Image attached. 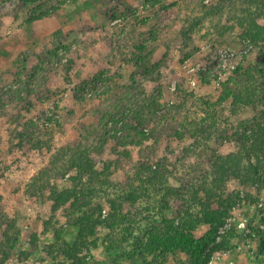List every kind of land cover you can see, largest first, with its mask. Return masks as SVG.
Segmentation results:
<instances>
[{
	"label": "rangeland",
	"instance_id": "374dc122",
	"mask_svg": "<svg viewBox=\"0 0 264 264\" xmlns=\"http://www.w3.org/2000/svg\"><path fill=\"white\" fill-rule=\"evenodd\" d=\"M19 1L0 3V215L14 220L0 226V264L69 262L60 244L76 241L79 212L70 204L54 209L53 201L40 200L38 195L51 186L60 191L71 186V173L57 177L53 169L63 166L76 146H80L78 151H90L99 170L110 164L107 179L112 188L96 187L95 204L102 206V211L95 215L102 219L109 215L108 199L121 202L120 212L129 214L124 226L113 231L101 226L97 235L88 238L89 246L81 255L90 264H189L188 257L179 251L161 254L159 250H144V244L156 248L146 229L153 222L163 225L167 220H175L167 224L176 229L190 212L199 220L207 201L213 209L228 210L219 237L231 231L234 236L233 249L210 254L207 264H264V180L257 176L256 181L246 183L228 177L222 188L216 189L209 161L218 154L238 153L241 148L234 139L235 128L254 116L251 110L235 115L230 102L219 101V87L238 65L264 67V43L250 44L239 23L251 13L264 24V0H122V4L119 0H41L33 9L17 8ZM82 4L89 5L86 12L73 15ZM118 5L122 13L132 8L134 15L113 19L112 9ZM56 8L53 16L29 23ZM163 13L166 18L158 17ZM196 17L203 21L190 29L192 39L187 42L184 34L192 22H198ZM158 24L159 40L151 43L157 49L152 60L160 64L156 73L146 78L139 67L125 65L121 57L113 58L110 37L125 30L132 39H142L143 33L155 31ZM58 30L66 36V47L54 57L49 52H53ZM109 60H115L114 64ZM23 64L33 76V93L24 95L25 100L12 92L21 90ZM105 68H111L114 75L110 98L138 74L136 90L143 101L161 96L159 112L180 107L187 120L182 124L192 131L200 127L204 135L200 132L181 139L175 133H183L181 122L156 128L157 123L150 121L144 132L148 136L152 126L154 136L142 145L128 147L135 163L128 162L123 169L116 162L123 147L116 139L103 138L108 130L114 133L116 126L109 122L93 135L95 129L89 126L97 125L99 119L90 110L99 103L93 98L82 101L79 97L83 94L77 91L89 81V92L104 90L107 81L94 76ZM214 74L219 75L216 82H202L201 78ZM184 76L183 89L192 94L188 99L177 93V84ZM210 128L213 131L206 134ZM144 162L154 169L162 170L163 166L168 185L148 186L152 173L142 168ZM208 230L207 224L199 223L196 235L203 236ZM239 235L240 241L236 238ZM33 236H37L35 245Z\"/></svg>",
	"mask_w": 264,
	"mask_h": 264
},
{
	"label": "trees",
	"instance_id": "16d2710c",
	"mask_svg": "<svg viewBox=\"0 0 264 264\" xmlns=\"http://www.w3.org/2000/svg\"><path fill=\"white\" fill-rule=\"evenodd\" d=\"M4 1L5 0H0V3ZM40 1L41 0H20L17 8L33 9L38 6ZM86 1L87 3L90 2L89 0ZM118 3L122 4V0H119ZM192 3H194V1H192ZM190 5L191 4L187 5V9H189ZM194 5V8L198 7L196 4ZM119 6L120 5L115 6L112 9V13L114 14L112 16L113 19L120 18L121 16L129 17L134 15L133 10H130L132 8H128L127 13H122ZM88 7L89 5L87 4L77 6L73 15H83ZM203 7L207 8L206 6ZM57 9L58 8L43 13L41 16H36L31 21L29 20V23L33 21L37 23L44 18L53 16ZM248 14L247 17L239 19V23L244 29V39L248 40L252 45L259 46L260 43H264V24L259 23L254 14ZM158 17L166 18L164 13L162 16L160 15ZM196 19L198 22L196 24L192 22L190 28H188L184 34L187 42H189L188 39H192L190 36V29L192 27L195 28V25L203 21L201 17H196ZM160 27L161 26L158 24L155 31L150 30V32L143 33L141 35L142 39H132L125 30L116 33V35L109 39L107 38L109 42L113 43V51H115L113 58L118 59V57H121V61H123L125 65L139 67L142 76L146 78L150 77V75L156 73L160 67L159 62H153L152 60V56L156 54L157 49L152 47L151 44L153 41H156V43L158 42V32L161 30L159 29ZM55 37H57V41L54 43L53 52L50 51L49 55L53 54L54 57H57V51L66 47L64 45L66 36L63 35L61 30H58L55 32ZM21 57L26 59L24 55H21ZM47 58L51 61L50 57L47 56ZM114 61L109 60V62L113 64ZM262 64L264 65V59ZM20 70L24 77L20 82L21 90H13L12 92L14 96L16 95V98H23L25 100L24 95L33 93L30 88L33 76L28 73V68L25 64L20 66ZM232 71L233 73L226 77L220 84L219 101L230 102L232 112L235 115L242 112V110H251L254 116L250 119L242 120L235 128L236 136H234V139L235 141L238 140L239 147L241 148L238 153L218 154L215 158H210V167L214 177L213 184L216 189L222 188L228 177H236L246 183L256 181L255 179L257 176L259 180H264V67L258 69L255 66L245 68L243 65H238ZM106 75L107 77L104 79L103 77ZM137 75L138 74L131 76L130 85L127 84L121 87L114 98H110L112 95L111 93L114 91V75L111 68L100 70L94 76L95 80L107 81L108 83L106 84V88L101 90V92L94 94L92 90L89 92L88 87H92L90 81L83 83L77 88V91L81 90L83 94V97H79V99L87 101L93 98L94 100L97 99V103H99L90 110L91 115L99 119L97 125L92 123L91 126H89V128L95 129L94 132H92L93 135L96 134L98 129L101 128L102 130L109 122H113L116 126L114 133L108 130L103 138L107 141L108 139H116L119 145L123 147L124 151L121 157H118L116 161L123 169H125L128 162H134V158L131 156L128 147L142 145L146 140L154 136L152 126L148 136L144 132V130L148 128L150 121L157 123L156 128H162L164 125L168 124L171 126L174 121L177 123L181 122V125L185 128L183 133L178 134V132H175L181 139L195 137L198 133L205 132L200 129V127L197 128L198 131H192V128H189L186 123L182 124V122L187 120L183 117L180 107L176 108L175 106H171L168 107L166 112H159L161 108L159 98H161V96L153 100L147 98L143 101V97L139 90H136L138 87V82L136 81ZM218 76V74H214L211 77L207 76L206 79L201 78V80L202 82L211 84L218 80ZM185 84L186 79L184 76V79L177 84V93L182 95L183 98H189L192 94L188 95L183 89L186 86ZM173 94H176V92ZM111 108L113 110H111ZM120 123L121 125H119ZM186 128L187 131H185ZM174 130L176 131L177 129L175 128ZM209 131L211 132L213 130L210 128L206 131V134ZM118 132L121 133L118 134ZM202 135L204 134L202 133ZM79 147L80 146L72 147L69 159L63 161V166L59 168L54 167L53 169L56 170L54 174L57 177H64L66 173H71V177L69 178L71 186L61 191L56 186H51L49 188L50 190L48 188L44 189L40 195H38L40 200L43 198L45 201H53L55 204L54 209L70 204L79 212L76 221L80 225V231L76 241L73 245L67 242L60 244L61 250L64 251L69 259L67 264H90L91 262L81 255L82 251L89 246L88 238L95 234L97 235L101 226L110 228L113 231L115 229L117 230L120 226H124L125 222L129 220V214L120 212L123 208L122 203H117V201L109 199L107 201L109 205L111 204L109 215L103 219L101 216L97 217L95 215L98 214L97 211H102V206H96L95 204V199L98 198L96 187L100 189L103 187L112 188L111 183L107 179L110 177V164H105L104 169L99 170L95 160H93L90 155V151L86 148H82L78 151L77 149H79ZM58 157L61 159V156ZM127 158H129V161ZM142 165V168H146L152 173V176L148 180V186L163 187L168 185L167 182L169 181V177L167 173H164L165 168L163 166H161L162 170H159L154 169L152 166H144L145 162ZM86 176L87 178L85 179ZM34 180H36V178ZM47 192H49V195L46 194ZM132 195L133 193L131 196ZM204 205H206L204 206V208H206L203 209L202 217L199 218V220L198 216L190 212L184 218H181L182 221L176 229H174V226L171 229L167 224L172 222L175 223V220H172V222L171 220H167L163 225L153 222L146 231L152 235L151 240H154L156 243V248L152 245L144 244L146 247L144 250L148 252H156L159 250L161 254L179 251L188 257L189 264H207L210 254L232 250L234 246L231 241L232 237H234L233 232L231 231L229 235L223 234L219 237V227L224 217L228 215V210H222L221 208L213 209L210 201L205 202ZM9 219L10 218H8L6 214L2 215L0 217V226L13 223L14 220ZM199 223L209 226L207 233L200 237L196 235V229ZM10 226L12 227L13 225ZM241 237L242 236L239 235L236 238L240 241ZM218 238H220V240H218ZM33 239L35 245L37 243V236H33ZM261 241V252L264 255V234L261 235ZM141 243L139 247L143 245L142 240ZM136 244L135 242L134 245L137 246ZM204 253H207V255L204 256Z\"/></svg>",
	"mask_w": 264,
	"mask_h": 264
},
{
	"label": "built area",
	"instance_id": "2783aa9c",
	"mask_svg": "<svg viewBox=\"0 0 264 264\" xmlns=\"http://www.w3.org/2000/svg\"><path fill=\"white\" fill-rule=\"evenodd\" d=\"M242 225L244 226V223H242Z\"/></svg>",
	"mask_w": 264,
	"mask_h": 264
}]
</instances>
